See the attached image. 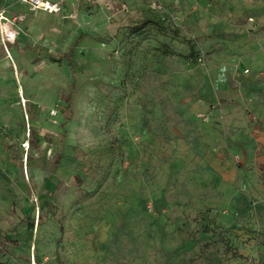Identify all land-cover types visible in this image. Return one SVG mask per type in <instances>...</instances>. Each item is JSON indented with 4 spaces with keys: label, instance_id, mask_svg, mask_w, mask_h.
Segmentation results:
<instances>
[{
    "label": "rangeland",
    "instance_id": "rangeland-1",
    "mask_svg": "<svg viewBox=\"0 0 264 264\" xmlns=\"http://www.w3.org/2000/svg\"><path fill=\"white\" fill-rule=\"evenodd\" d=\"M60 1L0 42V264H264V0Z\"/></svg>",
    "mask_w": 264,
    "mask_h": 264
},
{
    "label": "built area",
    "instance_id": "built-area-1",
    "mask_svg": "<svg viewBox=\"0 0 264 264\" xmlns=\"http://www.w3.org/2000/svg\"><path fill=\"white\" fill-rule=\"evenodd\" d=\"M32 9L43 10L51 13H60L63 11V5L61 1L54 0H23ZM120 7H126L125 3H122ZM19 17L9 16L6 10L0 8V41L3 44L5 50L9 55V45L15 43L18 40L20 34V28L17 24ZM56 113L57 110L52 111Z\"/></svg>",
    "mask_w": 264,
    "mask_h": 264
},
{
    "label": "crops",
    "instance_id": "crops-1",
    "mask_svg": "<svg viewBox=\"0 0 264 264\" xmlns=\"http://www.w3.org/2000/svg\"><path fill=\"white\" fill-rule=\"evenodd\" d=\"M54 1H60V0H54ZM72 1H74V0H65V2H66L67 5H69L70 3H72ZM62 5H63V3H62ZM29 7L30 6L27 3H25L23 0H0V8L5 9L6 10V13L9 16H13L15 13L16 14L21 13V10L22 9H29ZM63 9H65V11H67V12H72V11L68 10L67 9V6H65V5H63ZM17 24H18V26L20 28V32H21V26L19 24V20H18ZM13 44H11L10 47L13 48V46H12ZM2 46H3V44H2ZM10 54H11V51H10Z\"/></svg>",
    "mask_w": 264,
    "mask_h": 264
},
{
    "label": "trees",
    "instance_id": "trees-1",
    "mask_svg": "<svg viewBox=\"0 0 264 264\" xmlns=\"http://www.w3.org/2000/svg\"><path fill=\"white\" fill-rule=\"evenodd\" d=\"M73 54V48L69 49V53H68V59L70 60Z\"/></svg>",
    "mask_w": 264,
    "mask_h": 264
},
{
    "label": "bare ground",
    "instance_id": "bare-ground-1",
    "mask_svg": "<svg viewBox=\"0 0 264 264\" xmlns=\"http://www.w3.org/2000/svg\"><path fill=\"white\" fill-rule=\"evenodd\" d=\"M35 259V258H34Z\"/></svg>",
    "mask_w": 264,
    "mask_h": 264
}]
</instances>
